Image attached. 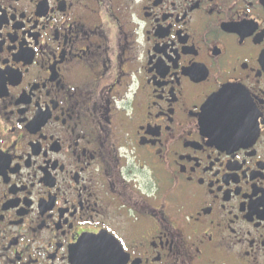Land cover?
Returning a JSON list of instances; mask_svg holds the SVG:
<instances>
[{
  "label": "flooded vegetation",
  "instance_id": "af4514ba",
  "mask_svg": "<svg viewBox=\"0 0 264 264\" xmlns=\"http://www.w3.org/2000/svg\"><path fill=\"white\" fill-rule=\"evenodd\" d=\"M125 256L264 264V0H0V264Z\"/></svg>",
  "mask_w": 264,
  "mask_h": 264
},
{
  "label": "snow or ice",
  "instance_id": "6c2138e0",
  "mask_svg": "<svg viewBox=\"0 0 264 264\" xmlns=\"http://www.w3.org/2000/svg\"><path fill=\"white\" fill-rule=\"evenodd\" d=\"M90 239V241H92V242H96V243H104V241H103V238H101V237H91V238H89ZM127 260V257L125 256L124 258H123V260L120 262V264H124V261H126Z\"/></svg>",
  "mask_w": 264,
  "mask_h": 264
},
{
  "label": "water",
  "instance_id": "95a60500",
  "mask_svg": "<svg viewBox=\"0 0 264 264\" xmlns=\"http://www.w3.org/2000/svg\"><path fill=\"white\" fill-rule=\"evenodd\" d=\"M220 118H218L217 120H215L216 123H219L220 122ZM201 125L203 128H205V106H204V112L202 114V119H201Z\"/></svg>",
  "mask_w": 264,
  "mask_h": 264
}]
</instances>
